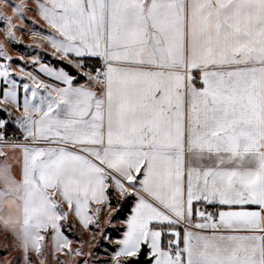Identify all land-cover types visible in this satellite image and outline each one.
Returning <instances> with one entry per match:
<instances>
[{
    "label": "snow or ice",
    "instance_id": "1",
    "mask_svg": "<svg viewBox=\"0 0 264 264\" xmlns=\"http://www.w3.org/2000/svg\"><path fill=\"white\" fill-rule=\"evenodd\" d=\"M0 234L3 264H264V0H0Z\"/></svg>",
    "mask_w": 264,
    "mask_h": 264
},
{
    "label": "rangeland",
    "instance_id": "2",
    "mask_svg": "<svg viewBox=\"0 0 264 264\" xmlns=\"http://www.w3.org/2000/svg\"><path fill=\"white\" fill-rule=\"evenodd\" d=\"M22 35V39H23V45L19 46L16 50H13L10 52V54L12 56H17L19 54H25L27 55L28 53V49H26L24 46L25 45H29L32 43V39L26 35V34H21ZM40 55L44 58L47 59V54H46V48L45 46L43 47L42 50H40ZM3 245H4V236L2 234H0V264H3V258H4V251H3ZM17 255H19L18 252L16 251H12L11 254L9 255V259H12L13 257H16Z\"/></svg>",
    "mask_w": 264,
    "mask_h": 264
},
{
    "label": "trees",
    "instance_id": "3",
    "mask_svg": "<svg viewBox=\"0 0 264 264\" xmlns=\"http://www.w3.org/2000/svg\"><path fill=\"white\" fill-rule=\"evenodd\" d=\"M48 59V62L50 63V64H52V65H54V66H60V62L59 61H57V60H55V59H53V58H47Z\"/></svg>",
    "mask_w": 264,
    "mask_h": 264
},
{
    "label": "crops",
    "instance_id": "4",
    "mask_svg": "<svg viewBox=\"0 0 264 264\" xmlns=\"http://www.w3.org/2000/svg\"><path fill=\"white\" fill-rule=\"evenodd\" d=\"M45 48H46V54H47V58H52V56L50 55V53L52 52V49L50 48V47H48V46H45ZM46 62H48V59H44ZM49 63V62H48Z\"/></svg>",
    "mask_w": 264,
    "mask_h": 264
}]
</instances>
